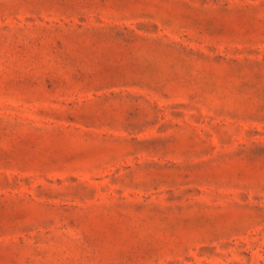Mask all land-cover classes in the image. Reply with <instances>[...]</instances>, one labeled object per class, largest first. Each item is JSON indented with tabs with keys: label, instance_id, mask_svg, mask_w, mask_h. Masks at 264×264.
<instances>
[{
	"label": "rangeland",
	"instance_id": "obj_1",
	"mask_svg": "<svg viewBox=\"0 0 264 264\" xmlns=\"http://www.w3.org/2000/svg\"><path fill=\"white\" fill-rule=\"evenodd\" d=\"M0 264H264V0H0Z\"/></svg>",
	"mask_w": 264,
	"mask_h": 264
}]
</instances>
